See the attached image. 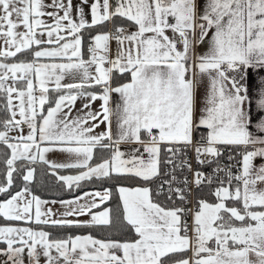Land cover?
<instances>
[{
	"label": "snow or ice",
	"instance_id": "snow-or-ice-1",
	"mask_svg": "<svg viewBox=\"0 0 264 264\" xmlns=\"http://www.w3.org/2000/svg\"><path fill=\"white\" fill-rule=\"evenodd\" d=\"M0 146V264H264V0H0Z\"/></svg>",
	"mask_w": 264,
	"mask_h": 264
},
{
	"label": "trees",
	"instance_id": "trees-1",
	"mask_svg": "<svg viewBox=\"0 0 264 264\" xmlns=\"http://www.w3.org/2000/svg\"><path fill=\"white\" fill-rule=\"evenodd\" d=\"M4 149L0 146V152H3ZM2 159V157H0ZM3 168V164L0 163V169ZM62 174H64L62 172ZM92 186H89L91 188ZM34 190L38 195L44 198H53L57 199L58 197L69 198L67 192L61 191L60 187L58 186V182L56 181L55 177L50 174H45V170L41 167L37 170V178L34 181ZM115 204V201H113ZM2 223V221H0ZM2 246V245H0Z\"/></svg>",
	"mask_w": 264,
	"mask_h": 264
},
{
	"label": "crops",
	"instance_id": "crops-1",
	"mask_svg": "<svg viewBox=\"0 0 264 264\" xmlns=\"http://www.w3.org/2000/svg\"><path fill=\"white\" fill-rule=\"evenodd\" d=\"M22 30V29H21ZM206 46V45H205ZM254 82L252 81V80H249V84L251 85V84H253ZM250 91H251V89H250ZM114 101H119V97H118V95L117 96H114ZM99 104H100V101H97L96 102V104L95 105H93V107H99ZM77 107L79 108L80 107V104H79V102L77 103ZM103 130V125H101V128L100 129H98V131H102ZM49 159H51V160H56V161H58V162H63V161H65L66 159H67V157L64 155V154H62V153H60V152H56V153H53V154H51L50 155V157H49ZM42 198H44V197H42ZM44 199H49V200H51V199H53V198H44ZM56 207H59L58 205L56 206Z\"/></svg>",
	"mask_w": 264,
	"mask_h": 264
}]
</instances>
